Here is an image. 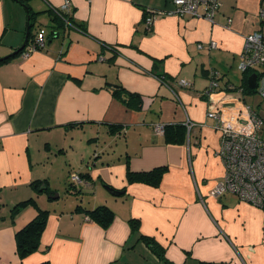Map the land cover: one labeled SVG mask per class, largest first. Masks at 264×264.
<instances>
[{"label":"crops","instance_id":"0c3cea01","mask_svg":"<svg viewBox=\"0 0 264 264\" xmlns=\"http://www.w3.org/2000/svg\"><path fill=\"white\" fill-rule=\"evenodd\" d=\"M64 1L0 0V58L10 56L0 63V264H264V210L228 190L212 194L226 177L222 135L206 116L210 69L233 83L246 81L234 93L219 91L227 96L224 112L237 98L255 110V91L238 66L246 35L264 34V0H218L213 21L202 8L197 15L162 12L171 0H69L75 27L53 20L52 7ZM142 7L158 10L146 31ZM35 15L39 24L29 28L28 40L41 36L45 47L12 56ZM152 72L166 76L181 104ZM114 83L140 94L141 105L117 98ZM156 123L184 124L185 139L166 142L154 132ZM75 132L88 137L77 150L70 144ZM127 165L165 170L157 186L129 184ZM84 171L86 189L68 192L69 174ZM98 178L125 193L111 194ZM34 179L73 199L52 207L59 197L36 194ZM30 197L49 213L38 250L21 259L14 235L37 208L29 204L13 217L11 210ZM77 203L106 204L114 219L102 227L73 211ZM143 237L162 247L161 256Z\"/></svg>","mask_w":264,"mask_h":264},{"label":"built area","instance_id":"2783aa9c","mask_svg":"<svg viewBox=\"0 0 264 264\" xmlns=\"http://www.w3.org/2000/svg\"><path fill=\"white\" fill-rule=\"evenodd\" d=\"M171 3V9L162 10V12L197 15L199 8H202L203 17L209 21H213L214 12L220 4L218 0H171ZM60 9L68 13L70 11L69 0H65L60 5ZM152 10L158 11L153 8ZM259 18L260 21H264V9L260 11ZM142 20L147 30L152 22V13L146 14ZM212 45L215 43L213 42ZM43 47H45V39L41 36L33 37L27 40L21 55L26 57L36 49ZM261 66H264V38L261 31L256 30L248 33L244 39L238 68L242 71L250 70V73L256 74L255 92L264 99V72L258 70ZM217 76L218 72L214 71L210 79V91L208 92L210 103L206 116L215 120L214 127L222 135L219 155L225 168L226 178L212 190V194L220 195L228 190L237 193L240 199L264 210V120L252 109L251 105L238 98L233 111L224 112L220 103L227 96L223 92L218 93L212 89L217 84L214 80ZM160 81L165 83L163 78ZM165 84L181 104L179 94L167 83ZM179 84L186 86L188 83L180 79ZM186 123L188 127H191L192 123L189 119ZM153 129L156 134L162 135L164 124L156 123ZM71 178L76 182L82 181L76 174H73Z\"/></svg>","mask_w":264,"mask_h":264},{"label":"trees","instance_id":"16d2710c","mask_svg":"<svg viewBox=\"0 0 264 264\" xmlns=\"http://www.w3.org/2000/svg\"><path fill=\"white\" fill-rule=\"evenodd\" d=\"M20 1L23 2V0H20ZM51 11H53V15H54L53 20L58 19V23L60 25L66 24V25H70V26H74V27L77 26L73 23L70 15H69L70 11L68 13L62 12L60 7H52ZM150 12L152 14L154 12V10H152L151 7H142L143 17H145V15L150 13ZM31 16H33V14L30 13L29 19L31 18ZM143 17H142V19H143ZM29 25H31V21H29ZM259 25H261L263 27L264 21H260ZM144 31H146V28L144 29ZM261 33H262L263 38H264L263 32H261ZM29 34H30V29L28 31V36H29ZM27 40H28V38H27ZM24 48H25V46L23 48H21L20 50L18 48V52H16L12 56H15L17 53L21 54L22 51L24 50ZM9 58H10L9 55L5 56L3 58H0V63H2L5 60H8ZM258 70L261 71V68H259ZM214 71H217V70H214V69L209 70V73H208L209 79H211V77H213ZM241 72L247 73L246 79L251 74L250 70H247V71L241 70ZM152 74L157 78V80L160 83H163L160 81V79L163 78L165 83H167L173 89V87H174L173 84H171L170 82H168L166 80L165 75H163L162 73L157 74L156 72H152ZM214 80L217 82L215 88L214 87L212 88L214 91L219 92V91L224 90L226 93H229V94L237 91V89L241 85L242 86L240 88L242 90L244 85L246 84V81L243 84H241V82L233 83V81L231 79H229L227 77H222V75H220V73H218V76L215 77ZM165 83H163V84L168 88V86ZM177 84H178V82H177ZM110 87H111V91L113 92V94L117 98L122 100V102L129 105L130 107H132V106L138 107L141 105L142 97L140 94L126 90L119 83L110 84ZM246 89L244 88L245 93L247 92ZM247 90H249V89H247ZM254 91H255V88H253L250 93H253ZM78 125L79 124H75V123H69L68 124V126H70V127L78 126ZM117 128H118V125L111 126V130L109 128L110 133L113 134ZM163 135H164V139L166 142H182L186 137V126L182 123L166 124V125H164ZM164 170H165L164 166H158V167H154L153 169H150L147 171H133L130 169L129 165H127L126 171H125V177H126L127 183H129V184L130 183H144V184L151 185V186H157L159 184V179L162 175V172H164ZM82 172L69 174L68 181L66 183V189L68 192H71V193L74 192V193L80 195L86 189V187L89 185V182L87 184V179L90 178V175H89L90 173L88 171H84L86 173H82ZM73 174H76L81 179L82 178H84V179H82V181H80V182H76V181L72 180V178H71V176ZM98 181L101 182L105 188L107 186H109L100 178H98ZM30 186L36 194L45 193L47 195V197L49 196V194H52L51 193L52 191H50L47 187L46 179L31 180ZM41 186H44V189H41L40 188ZM109 187H111V186H109ZM119 190L124 191L123 194L125 193V188H122ZM53 193H54V191H53ZM29 204L36 205L37 214L26 225H24L22 228H20L18 231H16V233L14 235V237H15V249H16V252L18 253V255L20 256L21 259H23L27 255H29L30 253L38 250L39 243H40V237H41V235L44 232V229L46 227L47 216L49 213L48 209L40 208L36 204L34 197H30L27 200H24V201H21V202L15 204V206L11 210V216L13 217L21 208H23ZM73 211H82L88 219L99 224L102 227H106V226L110 225L111 222L113 221L114 215H115L113 210L106 204H99V205H96L94 207L88 208V207H84V205H81L80 203H77L75 205ZM130 222H131V225L133 224L132 226H134V227L137 224L133 220H131ZM143 238L147 244H150V248L154 252H156L157 254H159L161 256L162 247L160 245H157L156 243H154L151 239H149L147 237H143ZM38 264H49V263L48 262H41Z\"/></svg>","mask_w":264,"mask_h":264},{"label":"rangeland","instance_id":"374dc122","mask_svg":"<svg viewBox=\"0 0 264 264\" xmlns=\"http://www.w3.org/2000/svg\"><path fill=\"white\" fill-rule=\"evenodd\" d=\"M236 70V73H238L239 69H235ZM257 70V69H256ZM240 75H241V72H240ZM246 75L247 73L244 75V77L246 78ZM242 75H241V79L244 78ZM255 95H256V100L254 102V106H255V112L263 118L264 120V99H262L258 94L257 92H254ZM253 109V108H252ZM67 128H70V127H67ZM114 135L112 133H107V136H109V138ZM80 137V138H79ZM88 137L84 136V135H79L78 132H75V135L72 139V141L70 142V144L74 147H76V150H77V147H80L84 144V142L87 140ZM79 140H81V142H79ZM107 144V143H106ZM95 145V142H93L92 146ZM104 143L101 141V143L99 144V147H96V149H98L99 151H101V153L103 152L102 151V147H103ZM92 153H95V152H92ZM105 153V152H104ZM76 171H79L78 169H75ZM96 183V182H95ZM100 184V182H97ZM101 187H104L102 184L100 185ZM105 188V187H104ZM106 189V188H105ZM58 193V192H56ZM84 194V193H83ZM68 197H66L63 193V195H61V197H59L57 200H54V201H51V204L54 205L52 207L54 208H60V207H63L65 205H67L70 200H72L73 198L70 196V194L67 195ZM84 197H87L86 194H84ZM57 210H60V209H57Z\"/></svg>","mask_w":264,"mask_h":264},{"label":"water","instance_id":"95a60500","mask_svg":"<svg viewBox=\"0 0 264 264\" xmlns=\"http://www.w3.org/2000/svg\"><path fill=\"white\" fill-rule=\"evenodd\" d=\"M22 5H23V4H22ZM24 7H25V6H24ZM28 19H29V17H28ZM38 24H39V23L37 22V15H35V17H34V22H32L31 25L28 24L27 27H26V31H25L26 33H25L24 41H23V43L21 44V46L19 47V50H20L21 48H23V47L26 45V43H27L28 29L31 28V27H33L34 25H35V26H36V25L38 26ZM15 52H18V49H17ZM255 83H256V74H255V73H251V74L248 76V78H247V84H248V87L251 88V89H253V88L255 87ZM40 188H41V189H44V186H41ZM106 189H107L111 194L116 195V196H119V195L123 194V192H124V191H122V190L115 189V188H113V187H109V186H107ZM49 196H50V197H54L55 199L59 197L58 193H52V194H50Z\"/></svg>","mask_w":264,"mask_h":264}]
</instances>
